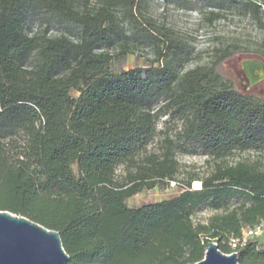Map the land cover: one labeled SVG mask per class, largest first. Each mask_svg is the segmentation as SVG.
Wrapping results in <instances>:
<instances>
[{"label": "trees", "instance_id": "1", "mask_svg": "<svg viewBox=\"0 0 264 264\" xmlns=\"http://www.w3.org/2000/svg\"><path fill=\"white\" fill-rule=\"evenodd\" d=\"M91 1L0 0V210L59 231L67 264H194L210 241L231 253L232 237L264 221V98L219 67L239 52L264 59V0H164L207 25L235 14L261 32L251 46L221 42L195 66L180 33L143 28L147 0ZM131 39L154 46L159 63L125 68ZM165 116L182 126L150 152ZM249 150L263 159L223 162ZM178 152L216 166L199 188L193 177L176 195L130 206L175 181ZM122 165L134 171L119 180ZM204 209L216 213L195 222ZM238 252L241 264H264L254 239Z\"/></svg>", "mask_w": 264, "mask_h": 264}, {"label": "rangeland", "instance_id": "2", "mask_svg": "<svg viewBox=\"0 0 264 264\" xmlns=\"http://www.w3.org/2000/svg\"><path fill=\"white\" fill-rule=\"evenodd\" d=\"M92 5L98 4V0H92ZM138 19L141 21L143 28L153 30V27L163 32V24L171 27L176 32L184 36L198 53L197 61L191 66H195L198 61H205L214 53L216 47L220 46L221 42L236 40L243 47L253 45L261 37V32L246 18L235 14H228L225 18L217 20L213 25L202 23L201 14L199 11L192 9H182L174 4H167L164 0H147L141 8V12H136ZM127 20V19H126ZM151 24H149V23ZM127 35H130V27L125 23L123 26ZM154 33L163 39L162 32L153 30ZM57 27L51 30V33H58ZM133 45V52L128 55V60L125 63V68L134 67L136 65L155 64L157 61V52L154 46L146 43L130 40ZM202 58V59H201ZM260 61L264 63V59L259 55L239 52L232 57L224 60L219 69L220 72L227 78L231 79L236 87L243 93L255 94L264 98V79L255 84H251L245 76L243 63L245 61ZM181 122L178 120L169 119L168 116L163 117L158 123L159 133L154 141L149 145L150 152H163V131L165 134L174 136L181 128ZM177 160L179 163L178 172L175 181L168 183L163 187V184L156 186L153 189H144L138 194L128 199L130 206H138L144 202L159 201L178 194L183 185L194 177L192 185L194 188H199L201 183L197 177H203L211 173L216 166V160L202 153L186 154L178 152ZM263 159L262 153L257 150L237 151L223 160L224 163L234 164L238 161L257 162ZM133 168H127L122 165L116 171L117 179L124 180ZM216 213L210 209H204L193 215L195 222H205L207 219ZM258 225L263 229V233L255 236L260 247L264 246V221Z\"/></svg>", "mask_w": 264, "mask_h": 264}, {"label": "water", "instance_id": "3", "mask_svg": "<svg viewBox=\"0 0 264 264\" xmlns=\"http://www.w3.org/2000/svg\"><path fill=\"white\" fill-rule=\"evenodd\" d=\"M243 70L251 84L264 79V63L245 61ZM70 256L59 231L24 215L0 210V264H67ZM194 264H241L239 252L225 253L210 241L202 260Z\"/></svg>", "mask_w": 264, "mask_h": 264}, {"label": "built area", "instance_id": "4", "mask_svg": "<svg viewBox=\"0 0 264 264\" xmlns=\"http://www.w3.org/2000/svg\"><path fill=\"white\" fill-rule=\"evenodd\" d=\"M263 233L260 225L247 226L244 227L242 235L240 237H232L230 240V245L233 249L232 252H238V249L244 246L249 240L253 239Z\"/></svg>", "mask_w": 264, "mask_h": 264}]
</instances>
